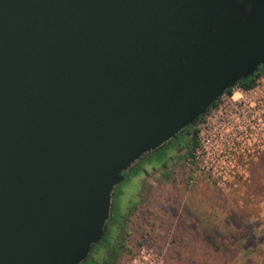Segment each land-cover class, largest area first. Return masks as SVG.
Wrapping results in <instances>:
<instances>
[{
	"label": "water",
	"instance_id": "95a60500",
	"mask_svg": "<svg viewBox=\"0 0 264 264\" xmlns=\"http://www.w3.org/2000/svg\"><path fill=\"white\" fill-rule=\"evenodd\" d=\"M264 63V0H0V264H81L124 174Z\"/></svg>",
	"mask_w": 264,
	"mask_h": 264
},
{
	"label": "rangeland",
	"instance_id": "374dc122",
	"mask_svg": "<svg viewBox=\"0 0 264 264\" xmlns=\"http://www.w3.org/2000/svg\"><path fill=\"white\" fill-rule=\"evenodd\" d=\"M213 117L195 124L196 135L212 131ZM235 151L232 163L215 166L224 179L199 171L191 154L165 172L144 163L146 175L127 173L112 196L113 217L126 218V251L114 264H264V149ZM214 244L237 252L219 254Z\"/></svg>",
	"mask_w": 264,
	"mask_h": 264
},
{
	"label": "built area",
	"instance_id": "2783aa9c",
	"mask_svg": "<svg viewBox=\"0 0 264 264\" xmlns=\"http://www.w3.org/2000/svg\"><path fill=\"white\" fill-rule=\"evenodd\" d=\"M213 119L215 125L210 133L196 135L197 146L189 160L198 159L199 171L224 179L215 166L220 162L232 163L236 146L247 151L264 149V90L245 100L243 111L232 113L228 119L215 115Z\"/></svg>",
	"mask_w": 264,
	"mask_h": 264
},
{
	"label": "flooded vegetation",
	"instance_id": "af4514ba",
	"mask_svg": "<svg viewBox=\"0 0 264 264\" xmlns=\"http://www.w3.org/2000/svg\"><path fill=\"white\" fill-rule=\"evenodd\" d=\"M264 90V63L256 65V69L250 74L244 77L237 78L231 86H228L222 90V92L216 96L205 109L203 114L198 115L195 122L186 126L182 132H180L176 138L170 140L165 148L163 146L151 154L145 156L137 164V173L142 172L144 175L147 172L144 171L143 164H147L150 172H165L169 165H174L179 156L186 155L188 153V140L190 138V132L195 127V124L201 121L209 114H214L216 118L224 120L228 119L232 113L243 111L244 101L250 100L256 91ZM228 117V118H227ZM173 141V142H172ZM161 150V151H160ZM149 172V171H148ZM135 174V175H136ZM112 210V208H111ZM123 214V213H122ZM93 248V247H92ZM89 251L88 258L81 264H98L102 252L97 251L91 253Z\"/></svg>",
	"mask_w": 264,
	"mask_h": 264
},
{
	"label": "trees",
	"instance_id": "16d2710c",
	"mask_svg": "<svg viewBox=\"0 0 264 264\" xmlns=\"http://www.w3.org/2000/svg\"><path fill=\"white\" fill-rule=\"evenodd\" d=\"M196 134H197L196 129L193 126V129L190 132L191 136L189 140L187 141L188 142L187 156L190 155L191 154L190 152L193 151L194 148L197 146ZM166 146L167 145H164L163 148H165ZM131 171L133 172V175H135L137 173V166L135 165L132 168H130L124 174L123 178L125 177L127 173ZM112 207L114 208V204L112 205ZM113 208L111 210V215L107 221L106 230L104 232V235L102 236L100 241L93 246L91 250V253L92 252L96 253L97 251L102 252V255H101V258L98 264H114L116 258L120 255V253L126 251L123 244H120V241H119L122 237L121 231L124 229V221L126 220V218L124 217L123 214H121L119 215V219L115 220V218L113 217ZM212 248L214 252H218L219 254H222L224 252V253L229 254L230 256H235L237 252L235 251V247L230 246V245H224V244L222 245L214 244ZM174 264H181V263L178 262V260H176ZM186 264H203V263L201 261H198V262H194V263L191 262V263H186Z\"/></svg>",
	"mask_w": 264,
	"mask_h": 264
}]
</instances>
